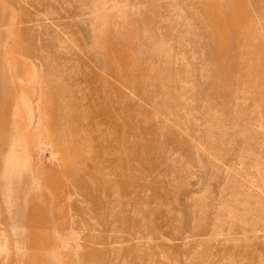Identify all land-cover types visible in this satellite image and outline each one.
<instances>
[{
    "label": "rangeland",
    "instance_id": "obj_1",
    "mask_svg": "<svg viewBox=\"0 0 264 264\" xmlns=\"http://www.w3.org/2000/svg\"><path fill=\"white\" fill-rule=\"evenodd\" d=\"M0 264H264V0H0Z\"/></svg>",
    "mask_w": 264,
    "mask_h": 264
},
{
    "label": "bare ground",
    "instance_id": "obj_2",
    "mask_svg": "<svg viewBox=\"0 0 264 264\" xmlns=\"http://www.w3.org/2000/svg\"><path fill=\"white\" fill-rule=\"evenodd\" d=\"M105 114L104 113H101V117H103ZM105 117V116H104ZM103 117V118H104ZM111 118V117H110ZM108 120H110V119H108ZM114 122V119H113V117H112V119H111V121H110V124H112Z\"/></svg>",
    "mask_w": 264,
    "mask_h": 264
}]
</instances>
